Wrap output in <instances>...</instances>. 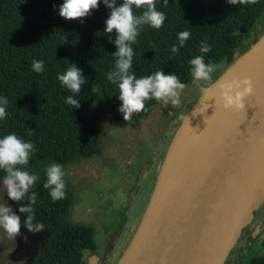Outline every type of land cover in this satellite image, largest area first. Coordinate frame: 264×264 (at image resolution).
<instances>
[{
	"label": "trees",
	"instance_id": "obj_1",
	"mask_svg": "<svg viewBox=\"0 0 264 264\" xmlns=\"http://www.w3.org/2000/svg\"><path fill=\"white\" fill-rule=\"evenodd\" d=\"M167 2L165 7L164 0H156L157 10L166 16L163 27L157 30L144 26L137 43L132 45L131 71L137 78L164 71L189 85L192 83L189 61L199 55L204 56L205 63L226 62L231 66L251 48L244 46L243 35L253 30L264 12V0L239 5H230L227 0ZM63 3L64 0H0V97L8 100L7 117L0 120V138L16 134L35 144L36 151L27 169L39 179L29 195L35 192L38 197L33 206L35 222L43 223L50 233L35 264H86L84 253L99 249L98 224L66 223L73 202L71 190L65 182V198L53 201L50 190L44 188L46 168L52 163L65 168L79 158L100 156L94 134L105 116L114 127L133 123L124 121L119 111L122 101L118 86L106 78L115 67L114 54L118 50L115 33H105L111 10L101 0L98 9L88 17L69 21L59 15ZM122 3L123 0H117V6ZM182 31L190 32V38L173 54L171 47L179 45L178 34ZM202 41L211 46L210 52H200ZM33 60L44 62L43 72L33 70ZM71 63L82 69L87 81L78 94L68 92L57 78ZM94 84L98 86L95 93ZM68 95L78 99V108L65 103ZM156 102L146 101L145 110L134 114L133 121L147 118ZM4 175L0 170V181ZM27 202L26 196L18 206ZM115 248L113 240L103 264H110ZM232 252L226 264H231ZM246 261L264 264V255L254 252Z\"/></svg>",
	"mask_w": 264,
	"mask_h": 264
},
{
	"label": "water",
	"instance_id": "obj_2",
	"mask_svg": "<svg viewBox=\"0 0 264 264\" xmlns=\"http://www.w3.org/2000/svg\"><path fill=\"white\" fill-rule=\"evenodd\" d=\"M250 78L241 111L225 110L220 85ZM184 118L142 224L117 264H226L264 202V35L210 86ZM172 162L181 134L201 117ZM88 264H100L92 256Z\"/></svg>",
	"mask_w": 264,
	"mask_h": 264
},
{
	"label": "clouds",
	"instance_id": "obj_3",
	"mask_svg": "<svg viewBox=\"0 0 264 264\" xmlns=\"http://www.w3.org/2000/svg\"><path fill=\"white\" fill-rule=\"evenodd\" d=\"M230 5L256 4L258 0H227ZM101 0H64L59 8V15L66 20H78L88 17L91 12L98 9ZM104 5L110 9V16L106 21L105 33L111 35L115 33V45L117 51L114 56L115 67L106 74L107 80L117 85L119 89V99L122 107L119 111L123 114L126 122H133V115L143 112L146 108V101L155 99L162 105L178 107L181 104V93L187 87L175 74H165L164 71H157L152 75L137 78L131 71L133 66L134 51L132 45L137 43V38L144 26H149L159 30L163 27L166 16L156 8V0H123L121 6H117V0H103ZM164 6H168L164 0ZM143 9L140 14L136 10ZM190 32L182 31L178 34L179 45H173L171 52L177 54L180 48L190 38ZM211 51V46L202 41L200 45L201 53ZM191 65L192 83L199 87L203 101L217 98L209 86L202 85L201 82L212 80V74L219 71L223 65L216 63H205L204 56L199 55L189 61ZM32 68L35 72L44 71L42 60H33ZM60 83L72 94H78L82 86L87 83L82 75V69L74 63L63 73L58 75ZM98 86H92L95 93ZM253 92V82L250 78L233 79L220 85L219 100L225 110L241 111L245 109V101ZM65 103L79 107L78 99L73 95L65 98ZM6 97H0V120L7 117ZM36 151V146L31 141H25L16 134H8L0 138V170L5 173L2 181L3 187L0 191L7 193L12 201L22 202L27 196L28 202L21 203L19 212L26 214L24 226L29 232L39 233L45 230L43 223L35 222L34 205L37 203V194L31 192L39 176L28 170L31 155ZM66 172L59 163H52L46 168V182L44 188L50 190L53 201L65 198ZM0 229L6 232L9 239H16L21 234V218L16 215L7 203L0 204ZM27 241V237H25Z\"/></svg>",
	"mask_w": 264,
	"mask_h": 264
},
{
	"label": "rangeland",
	"instance_id": "obj_4",
	"mask_svg": "<svg viewBox=\"0 0 264 264\" xmlns=\"http://www.w3.org/2000/svg\"><path fill=\"white\" fill-rule=\"evenodd\" d=\"M263 35L264 12L253 30L243 35L244 46L254 45ZM222 65L219 71L212 74V80L201 82L202 85L209 86L213 79L228 68L226 62ZM200 97L199 87L191 83L181 93V104L178 107L156 102L147 118L126 127L111 126L108 116H105L94 134L101 155L96 158H81L64 168V179L73 196L66 223L86 226L96 223L100 227L97 235L99 249L84 253L86 264L94 255L99 258L105 256L110 242L114 240L117 223L123 218L125 210L131 209L128 203H137V183L142 181L137 173L152 172L158 182L168 150L174 144L184 118L190 114ZM2 187L3 181H0V188ZM148 188L149 181L141 188L142 197L146 195L145 190ZM131 193L136 198L135 202L131 200ZM6 203L21 218V234L16 239H9L6 232L0 229V264H35L50 233L47 229L39 233L29 232L24 226L27 217L19 212L18 202L9 199L6 191H0V204ZM146 209L145 207L139 222L137 219L133 220L134 227L132 229L130 226L127 239L120 246L112 264L119 262L135 238ZM132 211L135 212L131 209ZM243 248L240 244L231 258V264H247ZM257 254L264 255V252Z\"/></svg>",
	"mask_w": 264,
	"mask_h": 264
},
{
	"label": "flooded vegetation",
	"instance_id": "obj_5",
	"mask_svg": "<svg viewBox=\"0 0 264 264\" xmlns=\"http://www.w3.org/2000/svg\"><path fill=\"white\" fill-rule=\"evenodd\" d=\"M137 174L142 177V181H139V183H137V203H128L130 205H128L129 208L131 207V209L135 210V212H131V209H128L127 211L125 210L123 218L120 220V222L117 223V229L114 232V246L116 247L114 256L120 251V246L127 239V233L129 232L130 226H132L133 229V220L137 219V222H139V219L142 216L141 214L143 213L144 208H147V204H149L157 185L156 178L152 176V172H150L149 174H141L139 171ZM147 181H149V188L145 190L146 195L142 197L143 192L141 188ZM136 198L132 197L131 193V200L133 202H135ZM240 244L244 247L242 252L245 253L246 257H249L252 252H264V202L254 212V216L251 222L244 228L242 235L236 244V247L233 249V255L239 248ZM103 258H100V264H103ZM112 263L113 260L110 262V264Z\"/></svg>",
	"mask_w": 264,
	"mask_h": 264
},
{
	"label": "bare ground",
	"instance_id": "obj_6",
	"mask_svg": "<svg viewBox=\"0 0 264 264\" xmlns=\"http://www.w3.org/2000/svg\"><path fill=\"white\" fill-rule=\"evenodd\" d=\"M201 118L202 116L196 119L195 121H192L190 125L185 129V131L181 134L182 137L177 141L176 146L173 151V156L171 160L172 162H174V160L175 161L177 160L178 153H179L178 151L184 146L185 141L187 140L190 133H192V131L196 129V127L199 125Z\"/></svg>",
	"mask_w": 264,
	"mask_h": 264
}]
</instances>
